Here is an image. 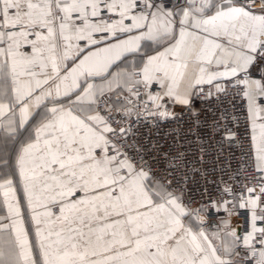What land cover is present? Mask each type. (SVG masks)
<instances>
[{
  "label": "snow or ice",
  "instance_id": "1",
  "mask_svg": "<svg viewBox=\"0 0 264 264\" xmlns=\"http://www.w3.org/2000/svg\"><path fill=\"white\" fill-rule=\"evenodd\" d=\"M198 96L247 140L199 200L200 119L137 134ZM0 264H264V0H0Z\"/></svg>",
  "mask_w": 264,
  "mask_h": 264
},
{
  "label": "built area",
  "instance_id": "2",
  "mask_svg": "<svg viewBox=\"0 0 264 264\" xmlns=\"http://www.w3.org/2000/svg\"><path fill=\"white\" fill-rule=\"evenodd\" d=\"M230 99L231 97H229ZM225 107L229 111H233L228 101L218 102L215 97L205 99L203 96H198L193 98L191 110L179 106L173 109L178 114L176 120L162 122L158 127L141 125L137 128V134L140 136H149L153 140H160L161 143H170L177 132H186L197 117L200 119L202 123L198 131L207 151L203 162L199 160L198 154L189 157L193 161V167L200 171L192 173L187 185L188 195L193 196L197 200L200 199L205 187H212L209 182L219 180L221 176L227 179L225 172L228 171L229 165H231V169L234 171L238 167L242 151L247 149L246 133L243 124L238 129L240 139L243 142V148L236 144H233L231 147L227 145L221 146L218 144L220 136L213 135L210 126ZM201 172L205 175H201Z\"/></svg>",
  "mask_w": 264,
  "mask_h": 264
},
{
  "label": "crops",
  "instance_id": "3",
  "mask_svg": "<svg viewBox=\"0 0 264 264\" xmlns=\"http://www.w3.org/2000/svg\"><path fill=\"white\" fill-rule=\"evenodd\" d=\"M241 224L243 223V221H242V218L240 219V221H239ZM234 224H235V221H234Z\"/></svg>",
  "mask_w": 264,
  "mask_h": 264
}]
</instances>
